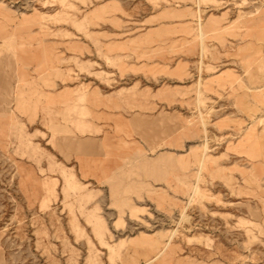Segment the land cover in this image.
<instances>
[{"label":"rangeland","instance_id":"rangeland-1","mask_svg":"<svg viewBox=\"0 0 264 264\" xmlns=\"http://www.w3.org/2000/svg\"><path fill=\"white\" fill-rule=\"evenodd\" d=\"M0 264H264V0H0Z\"/></svg>","mask_w":264,"mask_h":264},{"label":"bare ground","instance_id":"bare-ground-1","mask_svg":"<svg viewBox=\"0 0 264 264\" xmlns=\"http://www.w3.org/2000/svg\"><path fill=\"white\" fill-rule=\"evenodd\" d=\"M200 84V83H199ZM198 89V88H197ZM202 198V197H201ZM189 204V203H188Z\"/></svg>","mask_w":264,"mask_h":264}]
</instances>
